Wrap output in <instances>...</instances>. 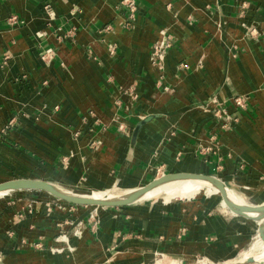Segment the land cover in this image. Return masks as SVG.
Here are the masks:
<instances>
[{
  "label": "crops",
  "instance_id": "crops-1",
  "mask_svg": "<svg viewBox=\"0 0 264 264\" xmlns=\"http://www.w3.org/2000/svg\"><path fill=\"white\" fill-rule=\"evenodd\" d=\"M134 1L0 0V182L135 190L204 173L264 204V0ZM27 190L0 198V264H220L260 223L196 195L94 224L92 206ZM63 233L74 250L53 252Z\"/></svg>",
  "mask_w": 264,
  "mask_h": 264
},
{
  "label": "water",
  "instance_id": "water-1",
  "mask_svg": "<svg viewBox=\"0 0 264 264\" xmlns=\"http://www.w3.org/2000/svg\"><path fill=\"white\" fill-rule=\"evenodd\" d=\"M148 119L149 118H145L141 121V123L138 124V126L134 131L133 138H136L141 125L144 122H146ZM186 177H195L200 180L208 181L211 184L217 185L219 187L222 186L221 185L222 182L219 181L214 175L204 174V173L172 172V173H166L161 178L138 187L134 192L128 195L119 196L112 200H98L89 196L76 194L72 190L62 188L47 180L35 179V178H13L0 182V195L15 190L35 189V190L44 191L56 198L77 205H87V206L97 205L98 207H117V206L128 205L141 200L145 191L153 186H156L160 183H166ZM223 198L226 199L224 194H223ZM228 206L234 214L241 215L246 218L253 219L255 221H261V222L264 221V204H260V205L242 204V203L238 204L232 201H228ZM259 230L261 234L264 235L263 232L264 225L260 226ZM252 260L253 259L250 258L248 262H251Z\"/></svg>",
  "mask_w": 264,
  "mask_h": 264
},
{
  "label": "bare ground",
  "instance_id": "bare-ground-1",
  "mask_svg": "<svg viewBox=\"0 0 264 264\" xmlns=\"http://www.w3.org/2000/svg\"><path fill=\"white\" fill-rule=\"evenodd\" d=\"M218 180L222 182L221 183L222 186L220 187L217 185L211 184L208 181L200 180L195 177H186V178H181V179L173 180V181L166 182V183H160L146 190L141 200H149L157 196L162 197L163 200L167 202L176 200L177 198H190L191 199L192 197L205 191L211 195H218V194H221L222 192L224 193V195H226L228 201H232L238 204L239 203L249 204L244 200L241 194L236 192L233 188H230L228 184L224 183L222 180L220 179ZM135 190H126L122 194H116L115 191H117V189H113V191H94L92 190L89 192H79L75 190L73 192L79 195L89 196V197H92L98 200H112L119 196L128 195L134 192ZM92 207L99 208L97 205H94ZM260 223H261V226L264 225V221L262 222L260 221ZM254 250H256V252L251 251L247 254H244L245 256L243 255L244 257L242 259H240L239 261L229 263V264H248L251 262H255V264H264V245L256 244L254 246ZM250 258L253 260L251 262H248ZM201 263L202 264H213V262H207V260L202 261ZM158 264H162V263H158ZM172 264H176V263H172Z\"/></svg>",
  "mask_w": 264,
  "mask_h": 264
},
{
  "label": "built area",
  "instance_id": "built-area-1",
  "mask_svg": "<svg viewBox=\"0 0 264 264\" xmlns=\"http://www.w3.org/2000/svg\"><path fill=\"white\" fill-rule=\"evenodd\" d=\"M122 2L132 10V12H134L135 8H136V5H135V1L134 0H122ZM246 4L243 3V7H246L245 6ZM252 33H257L256 29H253L252 30ZM170 46V44L168 43H165V42H162L161 45H158L157 46V51H161L163 52L165 48H168ZM236 103L238 105H241L243 106L244 105V101L241 97H238L236 98ZM97 216H98V208H94V210H92L90 216H89V221H92L94 222V224L97 222ZM85 226V222L83 221H80L78 224H77V227L76 229L74 230V235H78L79 233H81V230L83 229V227ZM59 238L65 242V245L66 246H63V247H58V248H52V251L53 252H58V253H62V252H65V251H70L72 252L74 250V247L70 244V236L69 234L67 233H63L59 236Z\"/></svg>",
  "mask_w": 264,
  "mask_h": 264
},
{
  "label": "rangeland",
  "instance_id": "rangeland-1",
  "mask_svg": "<svg viewBox=\"0 0 264 264\" xmlns=\"http://www.w3.org/2000/svg\"><path fill=\"white\" fill-rule=\"evenodd\" d=\"M219 179V178H218ZM221 180V179H220ZM113 189H117V191H115V193L116 194H122L123 192H125L126 190L125 189H120L119 187H115V188H113ZM113 189H111V190H107V191H113ZM41 192L42 191H38V190H27V192L26 193H32L33 195H39V194H41ZM6 194H8V193H6ZM6 194H2L1 196H0V198H2L3 196H5ZM223 194L224 193H222L221 192V194H218V195H211V194H208L207 192H201V193H199L197 196H206V197H209V198H216V197H219V198H221L220 200H222V202H223V205L224 206H228V201H226V199H227V197H226V195H225V197H226V199H224L223 198ZM153 199H159V200H163V198L162 197H160V196H157V197H154V198H151V199H149V200H153ZM93 208V209H92ZM91 209L92 210H94V207H92ZM103 207H99L98 208V213H99V210H101ZM228 208H229V206H228ZM230 209V208H229ZM257 222V221H256ZM258 223V222H257ZM257 226H258V232L256 233V235H255V237H254V239H253V241H252V243L250 244V246L247 248V249H245L244 251H241L240 252V254L237 256V257H235V258H233V259H230L229 261H226V262H224V263H220V264H229V263H232V262H235V261H239L240 259H242L245 255L244 254H247V253H249V252H256V250H254V246L256 245V244H259V245H264V235H262L261 234V232H260V230H259V227L261 226V223H258L257 224ZM254 250V251H253ZM244 255V256H243ZM163 258H159L158 260H162ZM157 260V261H158ZM203 261H206V259H204ZM207 262H212V261H209V260H207ZM199 264H202L201 262L199 263ZM213 264H217V263H214L213 262ZM248 264H255V262H251V263H248Z\"/></svg>",
  "mask_w": 264,
  "mask_h": 264
}]
</instances>
